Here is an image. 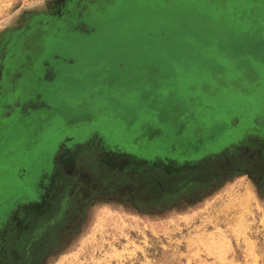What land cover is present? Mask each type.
<instances>
[{
  "label": "rangeland",
  "instance_id": "1",
  "mask_svg": "<svg viewBox=\"0 0 264 264\" xmlns=\"http://www.w3.org/2000/svg\"><path fill=\"white\" fill-rule=\"evenodd\" d=\"M56 1L0 0V55L7 39L32 16L51 11ZM126 1L110 7L112 14L99 9L85 17L91 31L54 29L51 51L65 59L52 65L57 75L49 86L38 85L43 106L31 112L29 106L17 108L13 120L0 124V130H12L23 157L31 156L30 137H39L36 168L43 165L50 141L76 132L80 122L82 133L102 130L114 144L143 155L168 145L175 146L174 153L188 149L181 160L217 151L247 130L264 129V94H253L256 86L242 67L248 62L264 68V19L252 12V0L226 5L191 0L210 7L212 30L179 27L157 13L142 16L145 6L162 9L160 0ZM124 11L128 16L119 22L104 20ZM124 23L127 31L99 32ZM219 65L230 69L226 73ZM220 72L226 80L239 76L240 86H224ZM169 97L194 99L188 107L200 119H211L209 129L181 120L180 104L165 107ZM238 153L236 148L229 155ZM250 161L225 162L221 156L174 184L157 175L122 172L97 177L95 186L86 175L77 176L70 186L82 191L70 186L65 191L75 204L64 221L38 230L27 262L264 264V168L253 157ZM6 163L0 161V172L9 168Z\"/></svg>",
  "mask_w": 264,
  "mask_h": 264
},
{
  "label": "flooded vegetation",
  "instance_id": "2",
  "mask_svg": "<svg viewBox=\"0 0 264 264\" xmlns=\"http://www.w3.org/2000/svg\"><path fill=\"white\" fill-rule=\"evenodd\" d=\"M117 1L57 0L51 11L32 16L24 27L5 41L0 55V117H3L0 118V124L13 120L17 108L26 109L29 106L28 110L32 111V100L28 101L24 97H38L34 90L28 88L35 75L42 77L35 78L38 85L45 83L49 86L55 80L57 74L52 65L61 63L65 57L62 52L51 51L50 43L57 37V32L53 30L62 29L60 32H65L77 26L85 31L88 26L84 22L85 17ZM70 61L68 58L67 63ZM74 127L76 132H70L59 141L55 142L56 137L50 141L42 154L44 158L40 168H36L38 159L34 158L40 144L39 137H30L31 156L28 158V154L23 157L22 147L13 140L12 130H0V161H8L5 165L9 167L0 172V180L4 182V188L0 190V264H28L38 230L44 225L47 228L66 219L67 212L76 202L74 197L71 199L70 194L65 192L66 188L77 176L82 178L84 174L89 177L82 152L76 147L82 141L90 139L107 150L134 151L142 156L182 158L188 154L185 148L182 153H174L171 150L175 146L168 145L166 150L143 155L114 144L110 135H102V130L82 133L81 122ZM255 130L258 131H250ZM260 130L264 132V129ZM10 140L13 141L12 147L8 151L2 149L3 144ZM92 164L93 172L98 173L100 169L94 162ZM92 183L97 185L96 182ZM76 187L70 186L68 190ZM78 188L82 191V186Z\"/></svg>",
  "mask_w": 264,
  "mask_h": 264
},
{
  "label": "water",
  "instance_id": "3",
  "mask_svg": "<svg viewBox=\"0 0 264 264\" xmlns=\"http://www.w3.org/2000/svg\"><path fill=\"white\" fill-rule=\"evenodd\" d=\"M250 130H247L237 140L230 142L217 151L208 152L197 158H185L182 160L168 155H154L149 158L128 151L107 150L90 139L82 141L76 147H78V151L82 152L86 171L92 181L109 173L117 175L122 172H128L132 175H157L165 184H174L176 180H181L186 173L189 174V172L202 165H209L214 159L221 156H223L225 162L235 157L241 159L244 163H247L253 157L258 167L260 164L264 168V133ZM236 148L239 153L237 155H229ZM92 162L100 169L98 173L93 172ZM249 163L250 165L253 164L251 161ZM256 164L254 163V166Z\"/></svg>",
  "mask_w": 264,
  "mask_h": 264
},
{
  "label": "trees",
  "instance_id": "4",
  "mask_svg": "<svg viewBox=\"0 0 264 264\" xmlns=\"http://www.w3.org/2000/svg\"><path fill=\"white\" fill-rule=\"evenodd\" d=\"M160 1H161L162 9H158V10H155L154 7L150 6L149 4H151V3H148V0H127L126 3H129V4L133 3V4H137V5L147 4V5H149V7L145 6L144 11H142L143 17L153 16V13H157V15L160 18L165 17L168 21L176 22L177 26L183 27L186 29L212 30L215 26L213 23V20L215 21V17L211 15L209 6H204L202 3L197 4V5L196 4L193 5L191 0H160ZM219 1H222L223 4L226 5L227 2H229L231 0H219ZM252 1H253V3H255V4H252L255 6L253 8L252 12L257 17H262L264 19V0H252ZM122 2H123V0H118L117 2L111 4L106 9H102L101 11H103V12L104 11H110L111 12V10H113V9H111L110 7L114 8V6H118ZM204 4L206 5L205 2H204ZM212 4H215V3H212ZM108 8H110V9H108ZM109 14H112V12ZM113 14H115V16H117V15L118 16L120 15V16L119 17L117 16L111 20H109L108 18L104 19V20L109 21V23H112L113 21L119 22V21L123 20L126 16H128V14L125 13V11L123 13L120 12V13H113ZM242 14H244V11H242ZM126 22H128V20ZM125 23L123 26H118V27H114V25L112 26V24H111V27L107 26L108 29L107 28H105V29L101 28V30L99 29V32H114V29L118 30V32L119 31L124 32L125 30L127 31L128 25ZM86 29L90 30V26L88 25L86 27ZM242 67H243V71H244L246 77L251 79L254 82L253 86H256L253 94H256L258 92H259V94H261V93L264 94V68L257 67L256 65H254L252 63H248V62H245V64ZM217 68L223 69L225 71L228 67L226 68L224 66L219 65V66H217ZM228 69H230V68H228ZM38 71H39V69H38ZM227 72L228 71L226 70V73ZM220 74H221L220 78H221V80H223L224 86H233V87L240 86L239 76L231 75V76H228V79L226 80L223 78L222 72H220ZM35 76L39 79L42 78L41 76H38V75H35ZM35 78L28 85V88L30 91L34 90L35 91L34 93H36L37 94L36 96H38V97H24L26 100L28 99V101L32 100L31 105H32L33 110L35 109V107L43 106V105H41V102L38 103L40 101V100H38V98L41 97L40 96L41 94L39 93L41 91V89H38V84L36 83ZM208 84H210V83H208ZM39 85H41L43 87V83L39 84ZM206 86L208 88L210 87L209 85H206ZM164 101L166 102L165 107H169V103L172 101L177 102L178 105L180 104V108L182 111L181 112L182 113L181 120H185V121L188 120L190 126L194 127V126L200 125L201 123H204V127L206 129H209L208 121L211 119H209V117H208V118L202 120V119H200V118H202L201 116H199L192 108L191 109L189 108L190 102H191V104L194 105V102H195L194 99L179 100V99H176L175 97H169L168 100L164 99ZM36 104H38V105H36ZM188 105H189V107H188ZM193 105H192V107H193ZM30 109H31V107H30ZM37 109H39V108H37ZM185 110L187 112H185ZM184 117H186V118L184 119ZM212 123L213 122H211V125H212ZM213 124H216V123H213ZM188 128H190V127H188Z\"/></svg>",
  "mask_w": 264,
  "mask_h": 264
}]
</instances>
